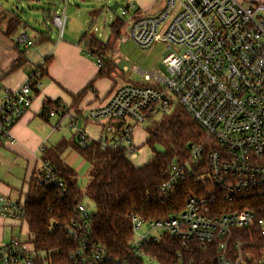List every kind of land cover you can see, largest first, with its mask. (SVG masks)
Masks as SVG:
<instances>
[{"label":"built area","instance_id":"obj_1","mask_svg":"<svg viewBox=\"0 0 264 264\" xmlns=\"http://www.w3.org/2000/svg\"><path fill=\"white\" fill-rule=\"evenodd\" d=\"M135 7L128 3L121 16L135 12ZM51 19L62 39L65 11H53ZM126 26L130 40L141 48L160 41L181 49L164 58L168 74L136 69L141 83L118 85L106 104L70 117L68 130L81 148L100 143L104 149L125 150L133 161L138 150L136 129L151 124L155 116L169 114L177 104L191 116L203 140L189 144L183 164H170L159 196L162 200L172 197L188 176L210 188L203 197L190 195L177 216L146 221L134 215L135 257H146L143 246L158 241L161 236L149 235L160 230L168 231L184 246L193 241L214 248L218 264H264V4L166 0L160 13L132 18ZM17 42L32 45L26 35H20ZM85 52L101 66V54ZM41 74L37 69L19 88L7 89L0 98V152L12 139L13 128L32 108L42 86ZM46 113L54 117L64 114V108L58 102L54 110L47 107ZM81 122L102 123L100 137L88 136ZM44 168L38 186L64 191L66 186L52 165L44 163ZM218 197L224 208L212 207ZM75 215L66 228L68 238L76 243L69 264H126L92 240L90 211L84 204L75 209ZM0 216L25 221V204L0 194ZM144 225L150 229L142 235ZM239 230L247 231L236 235ZM35 258L29 242L19 237L0 245V264H35Z\"/></svg>","mask_w":264,"mask_h":264},{"label":"trees","instance_id":"obj_2","mask_svg":"<svg viewBox=\"0 0 264 264\" xmlns=\"http://www.w3.org/2000/svg\"><path fill=\"white\" fill-rule=\"evenodd\" d=\"M17 26L12 25L7 34L13 36ZM124 27L125 22L116 19L111 25L112 39H117ZM79 44L85 51L101 54L97 78H111L118 73V67L111 58V40L103 42L92 33H86ZM48 63L46 60L39 68L42 74ZM47 107L54 110L57 102L48 103ZM148 129L146 143L153 154L149 162L141 167L132 163L125 150L104 149L100 143H92L87 148L76 146L80 156L91 167L89 184L85 189L77 181L74 169L60 158L66 143L53 149L51 155L54 154V158L46 157L45 160L52 162L66 189L39 187L37 179L31 185L24 204L29 242L33 244L36 256L35 264L70 263V254L76 248V243L68 238L66 228L76 216L75 209L85 204V199L95 206L89 219L92 240L105 247L113 259L126 264H144V259L135 257L132 247L135 241L132 217L135 215L146 221L168 219L184 210L190 195H206L210 188L188 176L176 187L172 197L162 200L159 196L158 189L166 179L164 172L173 162L183 164L188 158L189 144L198 142L202 137L191 116L178 106L172 115L166 114L161 121L151 122ZM157 144H163L165 152L156 151ZM215 205L224 208L219 197L212 207ZM245 231L239 230L236 235ZM143 250L146 257L159 264H218L214 248H203L193 241L184 246L168 231H164L158 241L146 243Z\"/></svg>","mask_w":264,"mask_h":264},{"label":"crops","instance_id":"obj_3","mask_svg":"<svg viewBox=\"0 0 264 264\" xmlns=\"http://www.w3.org/2000/svg\"><path fill=\"white\" fill-rule=\"evenodd\" d=\"M60 1L63 2L64 8L53 11L63 10L66 13L70 0ZM240 1H246V4H264V0ZM127 2L136 5L131 19L156 15L166 5V0ZM40 4L38 0H0V98L7 89L19 88L46 60L49 62L41 74L42 86L35 93L32 108L13 128L12 139L3 144L0 152V194L15 203L26 202L34 179L38 181L44 173V163L52 164L45 159L54 158L55 155L51 153L59 145L67 144L60 158L74 169L79 183L84 181L80 171L82 165L87 162L75 148L79 146L77 137L68 130L70 117L106 104L117 85L123 84L116 83L113 77L97 78L99 65L79 44L86 33L80 38L76 34H70L68 40H62L63 37L52 43V37L42 31L47 21L53 24L52 12L46 16L43 10L37 9ZM67 13L71 16L76 14L74 9ZM96 14L97 11L91 13L94 19ZM15 24L19 25L14 30L16 33L9 36L7 32ZM87 33L91 34V30ZM20 35H26L32 45L19 44L17 38ZM38 44H42V50L34 55L29 49ZM122 73L125 76L124 82L130 81L127 68H124ZM56 102L61 103L64 114L49 117L46 114L47 104ZM100 124L98 125L101 135L102 123ZM80 127L85 132L87 125L81 122ZM136 146L139 147L137 144ZM68 150L70 151L67 152ZM79 158L84 160L80 165ZM149 160L139 163L133 160L132 163L141 167ZM90 170L87 171L88 176ZM14 237L29 242L26 220L16 221L0 216V245L10 244ZM29 244L34 250L33 244Z\"/></svg>","mask_w":264,"mask_h":264},{"label":"rangeland","instance_id":"obj_4","mask_svg":"<svg viewBox=\"0 0 264 264\" xmlns=\"http://www.w3.org/2000/svg\"><path fill=\"white\" fill-rule=\"evenodd\" d=\"M41 4L37 7L38 10H43L46 16L49 12H53L55 9H63V2L60 0H38ZM128 0H70L66 7V13L75 10V15L71 16L67 13V21L64 29V38L62 40H68L70 34H76L79 38L91 30L92 35L97 37L100 41L108 42L111 40V58L114 64L118 67V73L112 75L116 80V83H126L123 78V69L127 68L130 73L129 78L131 83H141L142 77L140 73L134 72L132 69L137 68L142 73H149L152 71H157L163 75L168 74V69L163 63L165 57L170 53H179L181 50L175 45H167L163 42L157 41L155 45L151 48H141L132 42L129 38L127 31V26L123 28L120 36L117 39H112L111 35V25L116 19H121L124 22L130 21L134 10H130L126 17L121 16L122 9L118 8L116 11L112 10V6L115 2L121 5L127 6ZM246 3V1H244ZM131 3V2H130ZM93 11H97V17L94 19L91 15ZM85 30V31H84ZM44 33H47L52 37V43L57 42L59 39V30L50 22H46V27L42 29ZM83 32V33H81ZM81 34V35H80ZM80 40V39H79ZM42 50V44L33 46L29 51L36 55L37 51ZM96 61V59H95ZM97 63V62H96ZM178 107L175 104L174 110H172L168 115H172L175 109ZM164 115H158L153 118V121H161ZM84 124V122H83ZM87 127L85 132L92 139H98L100 136V126L96 122H91L86 124ZM151 124L141 125L135 131V144H137V156L135 158L136 162H146L152 158V149L147 145L146 140L148 137L147 129ZM153 125V124H152ZM150 130V128L148 129ZM152 130V128H151ZM67 132V131H65ZM203 140V135L199 141ZM156 151L165 152L166 147L163 144H157L155 146ZM68 150L67 152H69ZM84 160L82 158L78 159L79 165ZM82 169V170H81ZM80 174L84 176V181H80V186L82 189L86 188L89 183V176L87 171L90 170L89 163H85L81 167ZM85 206L90 212L95 210V206L89 199H85ZM150 227L144 225L140 230L142 235H145L149 231ZM163 232L160 230H154L151 235L160 237ZM144 264H159L155 261L150 260L148 257L144 258Z\"/></svg>","mask_w":264,"mask_h":264},{"label":"water","instance_id":"obj_5","mask_svg":"<svg viewBox=\"0 0 264 264\" xmlns=\"http://www.w3.org/2000/svg\"><path fill=\"white\" fill-rule=\"evenodd\" d=\"M118 8H121L123 9L124 8V5H121L120 3L118 2H115L112 6V10L116 11ZM121 123H117V126H120Z\"/></svg>","mask_w":264,"mask_h":264}]
</instances>
